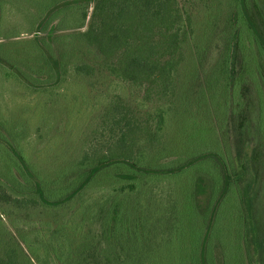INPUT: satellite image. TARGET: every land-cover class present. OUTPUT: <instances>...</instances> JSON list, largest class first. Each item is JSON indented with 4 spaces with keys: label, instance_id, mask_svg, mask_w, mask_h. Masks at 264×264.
<instances>
[{
    "label": "rangeland",
    "instance_id": "obj_1",
    "mask_svg": "<svg viewBox=\"0 0 264 264\" xmlns=\"http://www.w3.org/2000/svg\"><path fill=\"white\" fill-rule=\"evenodd\" d=\"M62 1L67 0H0V134L12 143V147H7L0 142V241L11 240L12 233L20 244L17 226L30 221L43 225L41 233L48 236L50 227L54 229L64 222L67 230L79 239L94 226L99 203L112 194L113 187L120 185L122 180L118 175L125 171L115 166L99 170L83 194L65 205L47 206L41 202L34 208H20L14 198L34 195L20 192L22 167L13 150L50 182V189H62V182L68 176L84 178L92 168V163L77 167L85 156L99 158L113 149L112 115L119 110L113 107L114 103L122 99L126 105L124 112H138L142 117L150 109L144 105L141 93L112 75L101 59L86 57L87 48L72 52L71 37L87 31L93 4H74L57 10L54 23L58 27L53 35L58 40L48 44L62 71L56 75L50 68L35 39L47 40L51 29L45 26L46 29L39 30L37 25L52 6ZM247 3L250 7L256 4L264 12V0H247ZM181 5L192 16L195 34L188 58L177 76L179 94L176 107L168 117L165 141H175L178 153L184 156L198 144H208L221 154L229 153L237 160L236 174L241 173L238 182L243 207L235 206V193L230 192L228 205L216 212L215 225L204 234L199 225L204 222V215L194 206L195 181L207 178L213 183V177L221 175L219 161L198 163L178 176L167 175L161 179L160 194L165 204L169 196H179L183 224L178 230L162 235L166 244L161 254H177L185 240L196 243L203 236L204 241L211 239L218 245L219 253H215L220 264H264L262 45L247 24L237 0H190ZM86 11L88 19L84 21ZM232 33L237 37L233 54L237 63L234 84L229 85L222 63ZM85 66L93 71H77V67ZM20 72L36 85L24 83ZM58 178H61L59 183ZM248 185L252 192L246 204L244 191ZM94 228L95 234L97 225ZM26 233L23 234L40 251L37 235ZM6 243L0 242L1 258Z\"/></svg>",
    "mask_w": 264,
    "mask_h": 264
},
{
    "label": "trees",
    "instance_id": "obj_2",
    "mask_svg": "<svg viewBox=\"0 0 264 264\" xmlns=\"http://www.w3.org/2000/svg\"><path fill=\"white\" fill-rule=\"evenodd\" d=\"M237 1L247 24L262 45L264 56V12L256 4L250 7L247 0ZM181 2L188 4L190 0H67L52 6L40 19L37 29H46V26L51 30H48L47 40L36 38V44L43 59L59 75L62 71L60 62L48 44L58 40L53 35L58 27L54 23L58 16L56 12L74 4H93L87 31L71 37L72 52L87 48L86 57L101 59L112 75L141 93L144 105L150 106V109L142 117L138 112H124L126 105L122 99L114 103L113 107L119 110L112 115L113 149L99 158L85 156L77 167L92 163V168L84 178L82 175L68 176L62 182V189H50V182L38 174L23 155L13 150L22 167L18 181L20 192L34 195L14 198L20 208H34L41 202L47 206L65 205L83 194L99 170L115 166L125 168V171L118 175L122 180L120 185L113 187L112 194L101 200L97 207L96 222L93 223L97 225L95 234L93 226L78 239L63 222L54 229L49 226L51 235L48 236L41 233L43 225L25 222L17 226L20 229V244L12 233L11 240L1 239L0 242L7 243L3 245L0 264H215L214 258L216 264H220L219 257L208 255L211 242L204 241L203 236L196 243L185 240L181 243L182 251L179 250L177 254H161L166 244L161 239L162 235L178 230L183 224V218L179 216V211H183L179 196H169L165 204L160 194L161 179L167 175L178 176L198 163L212 159L219 161L221 175L216 174L213 183L207 178L195 181L194 201L197 203L194 206L198 213L204 215V222L199 224L204 234L209 233L211 226L215 225V215L217 217L221 207L228 205L226 202L230 192L235 193L236 207L243 204L238 182L241 173L236 174L237 160L229 153L221 154L208 144H198L199 147H192L184 156L178 153L179 147H176L175 141H165L168 117L176 107L179 94L177 76L183 61L188 58L189 45L195 34L192 16ZM87 19L86 11L83 20ZM229 38L222 66L225 81L228 80L231 85L236 75L237 58L233 54L236 52L237 37L232 33ZM61 55L64 57V53ZM80 69L93 71L92 67L87 66L77 67V71ZM20 78L28 85H36L22 72ZM179 112L181 117L182 113ZM7 140L4 134H0V142L12 147ZM238 158L240 160V155ZM251 192L248 185L244 191V203L247 204L246 199ZM248 202L252 201L249 199ZM194 217L197 218L196 214ZM26 232L37 235L40 251H36V244L23 234ZM43 237L48 238L44 240ZM167 240L172 241V238ZM188 248L192 251L187 253Z\"/></svg>",
    "mask_w": 264,
    "mask_h": 264
},
{
    "label": "crops",
    "instance_id": "obj_3",
    "mask_svg": "<svg viewBox=\"0 0 264 264\" xmlns=\"http://www.w3.org/2000/svg\"><path fill=\"white\" fill-rule=\"evenodd\" d=\"M225 221H228V219H225ZM237 221H239V220H237ZM215 231V230H214ZM243 240H247V238H245V239H243ZM240 241V240H239ZM210 242H211V239H210ZM219 243V242H218ZM238 248V247H237ZM219 253V250H218V245L217 244H215L214 242H211V244H210V247H209V249H208V255L210 256V257H218L219 255L218 254H216V253Z\"/></svg>",
    "mask_w": 264,
    "mask_h": 264
}]
</instances>
